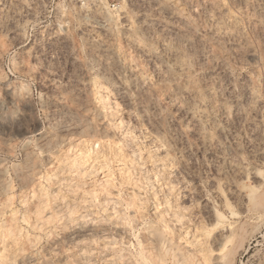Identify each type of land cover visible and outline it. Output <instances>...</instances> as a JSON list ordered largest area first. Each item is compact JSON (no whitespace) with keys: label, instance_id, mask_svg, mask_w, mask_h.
Segmentation results:
<instances>
[{"label":"rangeland","instance_id":"1","mask_svg":"<svg viewBox=\"0 0 264 264\" xmlns=\"http://www.w3.org/2000/svg\"><path fill=\"white\" fill-rule=\"evenodd\" d=\"M103 5L0 0V264H264V0Z\"/></svg>","mask_w":264,"mask_h":264},{"label":"built area","instance_id":"2","mask_svg":"<svg viewBox=\"0 0 264 264\" xmlns=\"http://www.w3.org/2000/svg\"><path fill=\"white\" fill-rule=\"evenodd\" d=\"M84 1L85 2H89L90 1L91 5L94 8H98L99 6L107 3V0H84ZM103 8H104V5H103Z\"/></svg>","mask_w":264,"mask_h":264},{"label":"bare ground","instance_id":"3","mask_svg":"<svg viewBox=\"0 0 264 264\" xmlns=\"http://www.w3.org/2000/svg\"><path fill=\"white\" fill-rule=\"evenodd\" d=\"M204 116V112H203V114H202V112L200 113V114H198V117L199 118H202ZM203 118H205V116L203 117ZM256 201V200H255ZM259 202V201H258ZM257 201H256V203H255V205L257 204L258 206H260V205H262L261 203L263 202H261V203H258ZM263 206V205H262ZM213 217H214V219L217 221V222H220L221 221V216L219 215V214H214L213 215Z\"/></svg>","mask_w":264,"mask_h":264}]
</instances>
